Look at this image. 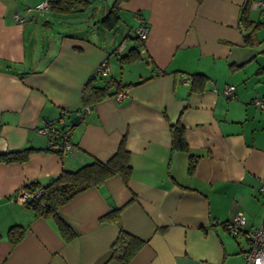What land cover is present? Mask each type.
I'll return each mask as SVG.
<instances>
[{
    "label": "crops",
    "instance_id": "obj_1",
    "mask_svg": "<svg viewBox=\"0 0 264 264\" xmlns=\"http://www.w3.org/2000/svg\"><path fill=\"white\" fill-rule=\"evenodd\" d=\"M44 1L51 0H0V153L34 149L24 162H0V264H244L248 240L230 235L224 222L243 212L248 229L264 218V108L251 102L264 96V26L247 45L244 0H124L112 29L100 20L113 0H84L66 13L26 11ZM255 1L249 16L264 20V4ZM140 23L143 41L134 32ZM131 49L140 58L122 63ZM105 58L108 74L95 83L114 77L130 85L120 99L85 111L71 130L72 150L50 151L36 127L63 111L75 115ZM195 74L204 75L201 89L192 85ZM227 85L234 96L225 95ZM177 120L187 150L172 148L169 124ZM123 136L127 183L111 176L59 207L72 239L15 200L32 181L106 161ZM114 208L116 220L103 218ZM15 224L26 229L11 244L6 232ZM120 229L143 241L126 263L108 259Z\"/></svg>",
    "mask_w": 264,
    "mask_h": 264
},
{
    "label": "trees",
    "instance_id": "obj_2",
    "mask_svg": "<svg viewBox=\"0 0 264 264\" xmlns=\"http://www.w3.org/2000/svg\"><path fill=\"white\" fill-rule=\"evenodd\" d=\"M122 1L124 0H113L110 8L101 18L100 24L105 29H112L118 23L120 19V4ZM252 2L253 0H244L243 5L241 6L239 18L240 26L246 32L244 35V41L247 45H253L256 42L254 32L261 26H264V20H253L250 18L249 12ZM74 3L85 2L84 0H51L47 3V6L53 13H66L71 10ZM139 58L140 55L134 49H131L125 55L121 56L119 60L122 63H131ZM96 75L101 76V74L96 72L95 76H91L84 84L81 93V106L74 111L75 115L71 116L70 113L63 111L54 119L64 116V124L73 128L74 125L80 122L82 115L85 113L86 107L89 108L93 104L107 97L114 96L118 92L125 90V88L130 85L129 83H121L119 79L114 77H109L104 84L99 85L94 81ZM103 76L104 75L101 77ZM204 81V75L195 74L192 78V85L194 87V85L197 84L198 88L201 89ZM50 120H47L44 123ZM169 129L171 133L172 148L177 150H187L188 146L184 136V128L180 121L177 120L174 123H170ZM43 138L47 141L45 137ZM47 145L48 149L52 151L49 143ZM33 150V148L24 147L0 153V162H24L28 159L29 154ZM52 152L62 154L60 151L56 150ZM129 157L130 153L125 147V137L123 136L116 151L106 161L94 158L90 162L85 163L74 170H62L57 176L52 177L45 183L32 181L26 184L23 187V190L28 191L29 193H34L39 188H42L43 191L40 196L27 198L24 201V204L36 215L53 219L62 237L65 240H70L76 235V232L61 217L59 214V207L84 190L90 187L100 186L111 176L118 175L125 183H127L131 174ZM193 163L194 159L190 156L189 168L193 167ZM118 211V208H114L103 218L116 220L118 218ZM25 229L26 227L22 225H11L6 232L9 242L11 244L19 242L25 233ZM142 245L143 241L141 239L127 233L123 229H120L115 241L110 247L108 259H115L119 262L126 263L137 253Z\"/></svg>",
    "mask_w": 264,
    "mask_h": 264
},
{
    "label": "built area",
    "instance_id": "obj_3",
    "mask_svg": "<svg viewBox=\"0 0 264 264\" xmlns=\"http://www.w3.org/2000/svg\"><path fill=\"white\" fill-rule=\"evenodd\" d=\"M255 5L264 4L260 0L254 2ZM47 7V3L41 2L35 5L34 7L27 8V12L32 9H44ZM14 17L17 21L23 22L25 17L19 15L18 12L14 13ZM135 34L138 36L139 40L143 41L147 37V27L145 23H140L135 28ZM124 44L121 43L116 47V52L119 53L123 50ZM97 72L101 75L108 74V64L107 58L103 59L98 67ZM224 93L226 96H234V86L227 85L224 88ZM122 93H117L115 98L120 99ZM251 102L257 107L264 108V96L258 97L253 96ZM89 108L86 107L85 111ZM64 116H60L58 119H52L44 124L39 125L36 128V134L43 136L47 139L51 150L60 151L62 154L66 153L69 150L73 149V144L70 140L71 135V126L65 125ZM42 188H39L34 193H29L28 191L21 190L16 193L14 196L15 200L24 203V201L32 196H40L42 194ZM246 223V218L243 212H237L232 218L224 222V227L228 233L232 236L245 235L248 240L249 246L248 249L243 252L244 264H264V218H262L261 223L257 227L243 228Z\"/></svg>",
    "mask_w": 264,
    "mask_h": 264
},
{
    "label": "rangeland",
    "instance_id": "obj_4",
    "mask_svg": "<svg viewBox=\"0 0 264 264\" xmlns=\"http://www.w3.org/2000/svg\"><path fill=\"white\" fill-rule=\"evenodd\" d=\"M35 12H36V15H37L36 18H37L38 20H40V21L43 20V18H42L41 16H39V11H38V10H35ZM40 34H41V31L37 33V37H38L39 39H40V37H42V34H41V35H40ZM114 34H116V32H114ZM121 39H122V38L120 37V35L117 36V40H118V42H119ZM127 42H128V41H127ZM123 44L125 45L126 43L123 42ZM114 61H116L115 58H113L112 63H114ZM112 65H113V64H112ZM124 69H125L124 74H125V79H126V78H128V77H127V76H128V74H127V68L125 67ZM116 72H118V68H117ZM126 75H127V76H126ZM104 78H106V77H104ZM106 79H107V78H106Z\"/></svg>",
    "mask_w": 264,
    "mask_h": 264
}]
</instances>
